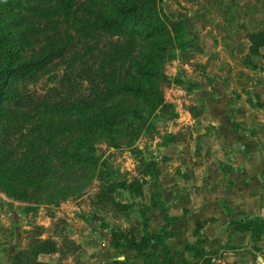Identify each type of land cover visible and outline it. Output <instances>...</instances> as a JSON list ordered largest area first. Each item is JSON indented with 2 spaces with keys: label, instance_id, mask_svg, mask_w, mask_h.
Returning a JSON list of instances; mask_svg holds the SVG:
<instances>
[{
  "label": "rangeland",
  "instance_id": "374dc122",
  "mask_svg": "<svg viewBox=\"0 0 264 264\" xmlns=\"http://www.w3.org/2000/svg\"><path fill=\"white\" fill-rule=\"evenodd\" d=\"M10 1L0 0V27L9 47L17 62L39 63V70L28 80L13 84L11 92L14 98L19 93L25 95L26 110L35 113V124L51 110L77 114L80 109H100L102 99L116 104L113 90L128 77L131 63L120 66L115 52L136 42L141 49L145 43L137 37L131 40L103 34L93 27L96 16L111 12L115 0H79L71 12L64 10L63 0H23L15 6ZM161 4L165 13H157L155 19L161 22L167 40L160 46L164 51L161 58L151 67L159 72L151 87L159 99L141 106L145 121L135 120L127 124V135L114 136L119 147L111 143L112 135L97 141L96 170L76 175L58 163L54 185L40 191L35 188V196L14 199L0 191V264H11L14 254L39 238L59 244L58 254L45 257L50 264H131L123 252L136 250L131 248L136 231L148 228L143 229L141 220L146 203L164 202L160 177L130 185L144 179L142 156L156 161L168 188L176 177L193 179L205 158L200 131L210 128L199 130L196 124H213L205 114L202 84L209 83L206 95L216 94L219 89L213 82L222 79L237 93L248 90L251 73L262 78L264 63L257 75L243 41L264 30V0H161ZM35 7L45 14L36 16ZM141 14L149 23L151 8ZM148 32H143L144 36H150ZM190 34L203 37L212 47L205 46L192 57L186 53L191 43L181 45L192 42ZM256 108L264 112V103ZM257 117L244 124H264V114ZM77 120L74 117L72 121ZM8 123L15 124L14 120ZM40 132L35 125V140ZM63 137L58 139L61 150L68 149L73 139L72 133ZM47 145H38L40 157L50 151ZM61 159L72 166L69 153L58 157ZM108 183L113 185L111 195L125 207H113L98 197L101 185Z\"/></svg>",
  "mask_w": 264,
  "mask_h": 264
},
{
  "label": "trees",
  "instance_id": "16d2710c",
  "mask_svg": "<svg viewBox=\"0 0 264 264\" xmlns=\"http://www.w3.org/2000/svg\"><path fill=\"white\" fill-rule=\"evenodd\" d=\"M22 1L11 0L10 5L15 6ZM78 1L63 0L64 10L71 12ZM115 3V6L111 4L114 6L111 12L96 16L93 27L103 34L126 37L131 40L137 37L145 43L140 45L141 49H137L135 39L133 42L136 44L128 45L125 50L118 47L119 49L115 52L120 66L131 63L128 77L119 82L117 88L113 90L117 95L114 101L116 104L112 106L106 100L100 99L102 102L100 109L91 112L88 109H80L77 114H71L66 109L51 110L49 115L39 116L37 124H35V113L32 114V111L26 110L28 101L23 99L25 95L19 93L20 96L17 94L14 98L11 91L13 84L24 82L32 77L39 70V63L37 61L17 62L14 51L9 47L10 43L0 27V58H3L0 62V191L7 196L14 199L35 196V188L40 191L43 190L42 188L54 185L53 177L59 170L58 163H63L76 175L96 170L99 165V159L94 155L97 141L103 136L127 135V124H132L135 120L145 121L141 106L146 105L147 101L152 103L159 99L151 88L152 81L159 77V72L151 67L161 58L164 51L160 49V46L163 45L164 40H167V37L162 35L161 22L155 19L157 13L164 12L161 0H115ZM149 7L152 14L147 17L149 23H145L141 12ZM32 11L36 16L45 14L40 7H35ZM147 31L151 34L148 37L143 33ZM191 39L193 42V38ZM249 39L252 42V55H261L260 49L264 46V30L249 34ZM192 42H183L181 45L186 46ZM124 105H128L129 108L122 107ZM74 117L78 119L75 123L72 121ZM13 120L15 124L8 123ZM35 125L41 130L36 140ZM71 133L73 139L65 152L60 149L58 139H63L64 135H71ZM116 139L112 138L111 143L119 147L121 143L115 142ZM40 143H46L50 147V151L42 154L41 157L38 147ZM68 153L72 166H68L67 161L63 159L58 161V157L60 159ZM141 164L144 179L135 180L130 185H136L141 181L146 182L148 178L158 179L161 176V170L156 161L146 160L142 156ZM112 186L110 183L102 184L98 197L103 203L107 201L113 207H125L116 200L114 195H111L114 191ZM152 206L159 207L160 204L152 203ZM142 216L146 219L145 211ZM144 222L146 229L148 224L146 220ZM234 224L239 231H252L256 238L264 235L263 220L247 219L236 221ZM159 240L163 243L162 237H159ZM131 248H137L136 250L144 253L149 248L148 237L146 236L141 242H134ZM59 251V244L54 239H33L26 249L11 257V264H49L45 257L54 256ZM163 251L164 261H160L155 253H144L146 254L145 264H175L174 259L170 258L167 246L164 245Z\"/></svg>",
  "mask_w": 264,
  "mask_h": 264
},
{
  "label": "crops",
  "instance_id": "0c3cea01",
  "mask_svg": "<svg viewBox=\"0 0 264 264\" xmlns=\"http://www.w3.org/2000/svg\"><path fill=\"white\" fill-rule=\"evenodd\" d=\"M247 36L243 48H247L245 54L258 75L264 63V46L261 55H252ZM192 38L186 51L192 57L205 46L212 47L203 37ZM251 75L246 92L236 93L220 79L213 82L219 89L216 94L206 95L209 83L202 84L205 114L213 123L196 124L199 130L210 127L200 131L204 161L193 179L176 177L170 188L164 174L160 176L164 202L159 207L146 203V219L141 215V220L143 229L144 220L148 228L135 234L137 242L146 236L149 239L144 253H155L164 261L165 245L175 264H264V235L256 238L252 231H239L234 224L247 219L264 221V124H244L264 114L256 108L264 103V72L262 78ZM187 182L193 186H184ZM185 188L191 191L184 192ZM123 253L131 264H145L139 251L126 249Z\"/></svg>",
  "mask_w": 264,
  "mask_h": 264
}]
</instances>
